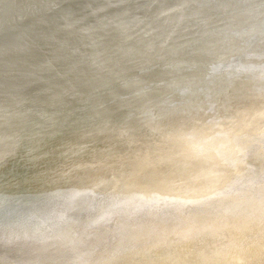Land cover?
Wrapping results in <instances>:
<instances>
[{
	"label": "bare ground",
	"instance_id": "1",
	"mask_svg": "<svg viewBox=\"0 0 264 264\" xmlns=\"http://www.w3.org/2000/svg\"><path fill=\"white\" fill-rule=\"evenodd\" d=\"M262 184L264 0H0L3 264H264Z\"/></svg>",
	"mask_w": 264,
	"mask_h": 264
},
{
	"label": "snow or ice",
	"instance_id": "2",
	"mask_svg": "<svg viewBox=\"0 0 264 264\" xmlns=\"http://www.w3.org/2000/svg\"><path fill=\"white\" fill-rule=\"evenodd\" d=\"M213 123L219 122L213 121ZM134 199L138 201L137 208L140 210L147 209L156 212L171 211L181 217H191V214L195 210L213 206L224 207L227 212L230 210L231 204L235 201L236 197L229 193L220 192L198 199H190L181 198L172 194L151 192L139 194L135 196ZM257 216L259 220L260 241L261 244L264 245V184H262L260 188ZM216 255L219 257L216 264H247L244 250L238 246H225V248L218 251ZM0 264H3L2 260H0Z\"/></svg>",
	"mask_w": 264,
	"mask_h": 264
}]
</instances>
